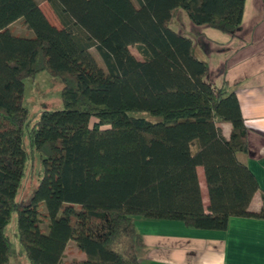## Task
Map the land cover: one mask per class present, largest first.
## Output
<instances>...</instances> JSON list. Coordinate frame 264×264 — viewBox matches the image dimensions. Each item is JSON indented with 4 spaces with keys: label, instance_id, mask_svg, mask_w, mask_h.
I'll list each match as a JSON object with an SVG mask.
<instances>
[{
    "label": "trees",
    "instance_id": "trees-1",
    "mask_svg": "<svg viewBox=\"0 0 264 264\" xmlns=\"http://www.w3.org/2000/svg\"><path fill=\"white\" fill-rule=\"evenodd\" d=\"M135 1L49 0L55 26L36 0H0V264H139L137 219L206 231L264 219V195L249 211L258 186L236 158L248 149L239 101L206 81L192 41L170 26L182 10L231 34L245 0ZM41 72L61 80L63 110L42 112L28 129L24 81ZM220 123L231 125L228 140ZM25 127L43 174L20 204ZM13 214L22 251L6 233ZM69 243L82 259L65 260Z\"/></svg>",
    "mask_w": 264,
    "mask_h": 264
},
{
    "label": "crops",
    "instance_id": "crops-1",
    "mask_svg": "<svg viewBox=\"0 0 264 264\" xmlns=\"http://www.w3.org/2000/svg\"><path fill=\"white\" fill-rule=\"evenodd\" d=\"M170 26L192 41L194 56L207 65L206 81L234 92L239 101L248 149L236 158L256 180L258 191L249 205V211L256 213L264 195V0H245L241 23L231 34L196 26L182 10L174 12ZM218 126L228 140L231 125ZM197 175L206 207L201 167ZM135 227L143 241L137 253L139 264H264V219L233 217L224 231L195 230L169 220L137 219ZM67 249L65 260L83 258L73 243Z\"/></svg>",
    "mask_w": 264,
    "mask_h": 264
},
{
    "label": "rangeland",
    "instance_id": "rangeland-1",
    "mask_svg": "<svg viewBox=\"0 0 264 264\" xmlns=\"http://www.w3.org/2000/svg\"><path fill=\"white\" fill-rule=\"evenodd\" d=\"M36 1L38 2L47 19L51 23L58 25L56 17L49 7V0ZM132 1L135 5H137L135 0ZM176 24L177 28L182 29L178 22ZM14 30L19 34L25 33L24 28L19 24L15 25ZM90 52L97 60V63L102 65L95 50L91 49ZM131 52L138 58V54L133 48L131 49ZM62 87L63 84L61 80L57 77L51 76L47 72H41L34 78L26 79L24 81L23 107L28 111V129L31 128L34 123H36L42 112H55L63 110V104L61 101ZM136 115L146 118L150 121L159 120L157 117H153L147 113H138ZM23 145L27 154V160L25 164L24 175L21 180V185L16 195V201L20 204H25L28 202L43 174L40 155L36 151L31 150L26 127L23 134ZM42 227L45 228V224H43ZM15 230L16 216L13 214L6 228V233L10 236L15 248L19 251H22L18 238L15 236ZM68 249H66V253L69 251ZM64 256L66 257V255ZM19 264H28L24 256L19 259Z\"/></svg>",
    "mask_w": 264,
    "mask_h": 264
}]
</instances>
